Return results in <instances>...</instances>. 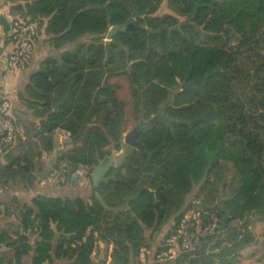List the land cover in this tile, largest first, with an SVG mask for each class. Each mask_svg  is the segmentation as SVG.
Segmentation results:
<instances>
[{
  "label": "trees",
  "instance_id": "trees-1",
  "mask_svg": "<svg viewBox=\"0 0 264 264\" xmlns=\"http://www.w3.org/2000/svg\"><path fill=\"white\" fill-rule=\"evenodd\" d=\"M6 2L14 20L40 21L38 44L45 29L54 48L74 45L31 75L24 105L33 119L13 116L11 102L26 138L17 136L0 157L8 159L0 174L10 189V179H38L57 128L72 135L66 156L73 168H95L110 146H125L131 125L161 116L139 136L146 153L126 145L125 160L99 187L108 208L91 179L83 195L58 194L52 185L49 193L7 205L0 264H96L101 246L110 244L112 264H135L150 235L174 218L164 240L176 231L191 206L188 197L222 163L235 167L241 183L216 204L220 226L230 214L227 229L217 227L177 264H236L240 250L255 241L251 217L264 222V0ZM164 5L169 12L161 14ZM3 22L7 34L11 24ZM127 23L106 41L110 30ZM234 221L241 222L234 236L218 240Z\"/></svg>",
  "mask_w": 264,
  "mask_h": 264
},
{
  "label": "built area",
  "instance_id": "built-area-1",
  "mask_svg": "<svg viewBox=\"0 0 264 264\" xmlns=\"http://www.w3.org/2000/svg\"><path fill=\"white\" fill-rule=\"evenodd\" d=\"M9 22L11 27L4 40L8 41L12 50L8 55L0 58L5 65L0 79V157L12 148L17 136L26 138V129L22 124H17L11 114L12 90L8 82L15 72L27 70L33 59L41 30L39 20L16 21L11 18ZM54 136L57 138L54 150L43 151L41 155V161L50 162L52 165L47 178L41 181L42 184L58 187H87L92 171L83 164L73 168L70 159L66 156L69 147L73 144L71 133L66 129L57 128ZM9 190V184L0 174V195L6 194ZM204 221L202 213H198L197 216L184 215L176 231L166 239L163 249L156 255L154 264H177L173 262V259H176L178 255L195 251L201 239L213 234L217 228L214 215H211L207 226L204 225ZM87 232L91 233L92 227ZM95 235L97 236V232ZM113 249L114 245L110 244L105 264H112ZM97 251L96 246L92 255L96 256Z\"/></svg>",
  "mask_w": 264,
  "mask_h": 264
},
{
  "label": "rangeland",
  "instance_id": "rangeland-1",
  "mask_svg": "<svg viewBox=\"0 0 264 264\" xmlns=\"http://www.w3.org/2000/svg\"><path fill=\"white\" fill-rule=\"evenodd\" d=\"M169 12L167 10L166 5L163 6V8L160 10V13H167ZM107 42H111L110 39H106ZM160 115H156V118H159ZM154 117V118H155ZM135 126H130L126 132L128 134L131 130H133ZM125 134V136H126ZM125 138L123 140V144L126 146L124 143ZM120 150L122 151L121 158L117 159L116 152H120L116 150L113 146H110L108 149L110 151V155L107 158H113L114 161L112 162L113 164H122V162L125 160V157L127 155V150H125V147ZM89 169L93 172L97 167H90L88 166ZM221 169V170H220ZM220 170V171H219ZM218 174H214L213 176L210 177V182L207 184L205 187L203 186H197L193 193L188 197V204H190L189 210L185 212L184 215H194L197 216L198 213H202L203 218L204 215L211 210L214 213L212 215L215 216L216 222L215 225L217 227H220V218L217 215V208L216 204L221 201V199H226L231 197L237 189L240 187V179L237 175V171L235 167L229 163H222L220 165V168H218ZM110 171L107 172L106 178L108 177V174ZM221 176V177H220ZM216 188V189H215ZM215 189V191H214ZM213 190V191H212ZM210 212V213H211ZM175 222V218L172 219L170 222H168L167 225L163 227L162 230L156 234V232L151 236L150 235V246L148 248H144L141 252L140 257L137 259L135 264H142V262H145V264H154L156 255L158 254L156 251L160 246H164L165 241L164 237L172 227V223ZM222 222V221H221ZM214 223V222H213ZM212 223V224H213ZM241 222L234 221L231 223V229L227 233L222 234L220 237L218 236V240L225 241L227 240L230 236H232L237 228H240ZM249 230L253 233L255 237V241L252 242L249 245L244 246L240 250V255L241 258L237 259L236 264H264V222L261 221L260 217L258 216H252L251 217V223L249 225ZM234 236V235H233ZM200 244V243H199ZM198 244V245H199ZM99 255L96 257V264H101L102 260L106 259L108 257V250H106L105 245L101 246ZM178 253V251H177ZM190 253H181L176 257V259H173V262H177L181 257L188 255ZM244 256V258H242ZM106 263V262H105Z\"/></svg>",
  "mask_w": 264,
  "mask_h": 264
},
{
  "label": "crops",
  "instance_id": "crops-1",
  "mask_svg": "<svg viewBox=\"0 0 264 264\" xmlns=\"http://www.w3.org/2000/svg\"><path fill=\"white\" fill-rule=\"evenodd\" d=\"M11 18H13V16L11 15L10 5L7 4L6 0H0V58H2V56L8 55L12 50L11 45L4 40L6 34L5 25L3 22V19H7L8 21H10ZM72 49H74V45H66L60 49L54 48L52 43L49 41V36L46 35L44 29L40 43L35 49L33 60L28 69L24 72H15L9 79V88L12 90L11 102L13 116L22 118L23 120L33 119V111L29 110L24 105V98L26 97L25 89L27 87V84L29 83L31 75L36 73L41 68L45 60L49 57H59L61 56L63 51L65 52ZM4 68L5 65L2 62V59H0V72H3ZM55 142H57V138H55ZM125 150L127 149L125 148ZM122 153V151L116 152V160L121 158ZM7 161L8 159H6L5 157L0 158L1 165L7 164ZM117 161L114 162L117 163ZM49 165L50 162H44L40 165V168L37 167L35 174L38 176V179L36 181L34 180L33 183H31V181H29L27 177L22 176H19L14 180L10 179V191L5 195H0V212H2L0 214V219L4 215V211L7 205H10V207H12V202L14 199L18 198L21 202H24L39 194H46L50 192L49 187L44 186L41 182L42 180L39 177L40 174H43L45 172ZM89 189V185L88 187L83 188L74 186H61L56 189V192H58V194L63 193L69 196H75L83 195L87 193ZM4 226H6V222L4 223ZM4 249L5 245H2L0 247V255L4 251ZM46 264H61V262L59 260H54L53 262H47Z\"/></svg>",
  "mask_w": 264,
  "mask_h": 264
},
{
  "label": "water",
  "instance_id": "water-1",
  "mask_svg": "<svg viewBox=\"0 0 264 264\" xmlns=\"http://www.w3.org/2000/svg\"><path fill=\"white\" fill-rule=\"evenodd\" d=\"M130 23V22H129ZM127 23L125 26H118L110 30L108 33V39H112L115 34L118 32L122 31L125 27L129 25ZM158 118H155L154 120L144 122L141 121L139 125L133 128L128 134L125 136V141L124 143L132 148H137L140 149L143 153H146L145 151V145L143 144L142 139L139 138L141 134H143L147 129L152 128L154 125H156ZM113 158H106L91 174V180L94 188L97 190L95 192V196L97 199L105 206L108 208L106 203L104 202V199L102 198L100 192L98 191L99 187L103 182H108L110 181L111 178H106V174L108 171L112 169V167H118V164H113ZM52 165L50 164L45 172L43 174H40V179L45 180L49 174V171L51 169ZM230 218V214L227 212L226 215L224 216L221 226H220V231H225L227 229V224ZM70 236V235H68Z\"/></svg>",
  "mask_w": 264,
  "mask_h": 264
}]
</instances>
